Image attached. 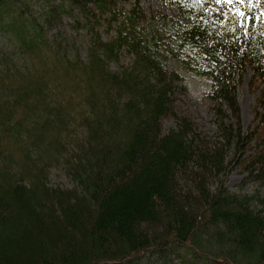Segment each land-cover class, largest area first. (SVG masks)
Wrapping results in <instances>:
<instances>
[{"label": "trees", "instance_id": "obj_1", "mask_svg": "<svg viewBox=\"0 0 264 264\" xmlns=\"http://www.w3.org/2000/svg\"><path fill=\"white\" fill-rule=\"evenodd\" d=\"M173 1L0 0V264H264V0Z\"/></svg>", "mask_w": 264, "mask_h": 264}, {"label": "rangeland", "instance_id": "obj_2", "mask_svg": "<svg viewBox=\"0 0 264 264\" xmlns=\"http://www.w3.org/2000/svg\"><path fill=\"white\" fill-rule=\"evenodd\" d=\"M238 0H233L229 4V10L231 12H241L238 3ZM144 7L148 10L156 9L171 13L174 11L176 4L173 0H142ZM264 14V12H263ZM1 44V39H0ZM252 70L248 68L247 74L245 75L242 84L238 87L237 95L238 101L241 108V118L243 129L247 130L251 125L254 115L253 107L256 104V101L259 97L260 91H252L250 88V80L252 77ZM184 85L185 91L180 96V102L178 103L179 107L192 115L195 121L207 132L213 130L212 118L209 114V103L207 99V93L209 92V87L202 79L198 77H191L184 75ZM171 127L170 122H165V129L168 130ZM244 176L239 173H234L230 176L227 186L232 190H238V185L242 182ZM51 181L53 185H67L69 180L64 172L58 169H54ZM253 187L248 186L246 191H252ZM142 264H147V261L144 260ZM150 264V263H149Z\"/></svg>", "mask_w": 264, "mask_h": 264}, {"label": "snow or ice", "instance_id": "obj_3", "mask_svg": "<svg viewBox=\"0 0 264 264\" xmlns=\"http://www.w3.org/2000/svg\"><path fill=\"white\" fill-rule=\"evenodd\" d=\"M215 2L217 3V4H221V3H224V4H231L232 2H233V0H215ZM247 2L249 3V4H251L252 3V0H247ZM257 2H258V0H257ZM239 3L240 4H244L245 3V0H239ZM239 16L240 17H244L245 16V13L244 12H239Z\"/></svg>", "mask_w": 264, "mask_h": 264}]
</instances>
